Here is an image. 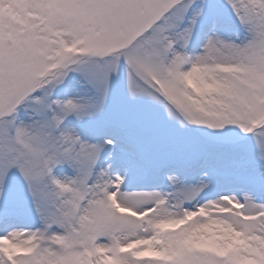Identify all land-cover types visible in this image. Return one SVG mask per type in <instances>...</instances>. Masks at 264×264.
Listing matches in <instances>:
<instances>
[{"label": "snow or ice", "instance_id": "6c2138e0", "mask_svg": "<svg viewBox=\"0 0 264 264\" xmlns=\"http://www.w3.org/2000/svg\"><path fill=\"white\" fill-rule=\"evenodd\" d=\"M0 264H264V0H0Z\"/></svg>", "mask_w": 264, "mask_h": 264}]
</instances>
